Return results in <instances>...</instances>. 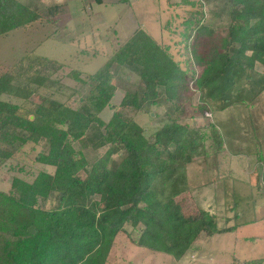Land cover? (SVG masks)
I'll list each match as a JSON object with an SVG mask.
<instances>
[{"label": "trees", "instance_id": "trees-1", "mask_svg": "<svg viewBox=\"0 0 264 264\" xmlns=\"http://www.w3.org/2000/svg\"><path fill=\"white\" fill-rule=\"evenodd\" d=\"M229 2L224 30L206 26L197 3L181 0L192 8L180 38L169 31L170 43H163L138 26L94 73L69 68L80 84L69 96H81L77 107L52 96L33 100L40 88L65 92L51 76L66 64L42 57L38 68L32 63L38 57L28 55L17 61L24 72L0 74V162L39 145L36 161L54 168L32 180L14 174L9 188L0 189V264H111L115 241L131 236L129 228L137 232L136 247L181 261L201 248L199 241L236 230L176 200L189 187L184 168L222 145L197 119L213 108L254 105L264 92V73L256 69L264 66V0ZM37 20L42 16L31 2L0 0V35ZM123 70L138 81L120 77ZM116 78L133 89L114 106ZM154 105L164 106L165 121L148 136L135 117ZM106 107L113 111L108 121L100 116ZM83 138L106 150L89 161L74 146Z\"/></svg>", "mask_w": 264, "mask_h": 264}, {"label": "rangeland", "instance_id": "rangeland-1", "mask_svg": "<svg viewBox=\"0 0 264 264\" xmlns=\"http://www.w3.org/2000/svg\"><path fill=\"white\" fill-rule=\"evenodd\" d=\"M21 1L31 2L33 10L42 16V20L12 30L7 35H0V74L9 70L14 73L24 72L25 69L17 66V61L28 55L38 57L36 62L29 60L38 68L44 62L42 57L66 64L65 69L56 70L51 76L67 86L65 92L60 94L53 88H40L33 100L40 103L43 96H52L68 101L74 107L80 104L81 96L74 95L70 99L69 96L72 94L71 89L80 87V84L68 76L69 68L78 69L84 75L94 73L132 36L138 26L144 27L157 41L170 43L171 36L180 38L182 21L192 8L190 5L178 3L181 0H103L102 3L96 0ZM189 1L197 3L195 9L202 10L206 26L224 30L230 24L229 0ZM169 31L173 33L171 36ZM195 67L199 74L202 67L197 63ZM256 69L264 73V66L261 64L257 63ZM123 71L120 77L128 75L129 80L138 81L136 75ZM115 83L117 91L112 100L114 106L120 103L127 89H133L130 83L122 79L116 78ZM112 113V109L106 107L100 116L108 121ZM135 118L145 129L146 135L150 136L163 125L165 108L154 105L139 112ZM197 123L206 126L209 132L215 131L222 145L209 147L207 155L184 168V174L187 173L189 178H186L189 189L186 188L176 198L177 202L184 210L189 211H197L199 205L215 215L224 227L230 225L229 223L257 220L254 224L242 227L239 234L238 231L233 235L226 232L222 233L224 235L217 234L219 237L213 240L199 241L201 248L197 251L201 253L206 245L203 254L218 256L215 264H229L227 262L233 261V254L242 260L263 255V243L255 244L256 248H253L252 242L249 246L242 241L237 246L235 244L237 234L264 236V92L254 105H237L222 111L213 108L206 111L204 117L197 119ZM74 146L83 151L89 161H93L106 150L105 147L98 150L92 148L85 138L76 141ZM31 147L32 145H28L12 160L0 162V189L9 188L14 174L32 180V174L41 169L54 172L52 166L36 161V155L42 147L38 145L34 150ZM206 175L210 177L206 178ZM41 203L40 201L39 204ZM53 203L49 201L45 206L49 208ZM128 231L131 236L121 233L117 237L111 254V264L206 262L197 251H192L184 260L177 261L170 255L136 247L132 238L137 236V232L131 228ZM229 235L235 239L232 243ZM239 261H235L236 264L241 262Z\"/></svg>", "mask_w": 264, "mask_h": 264}, {"label": "crops", "instance_id": "crops-1", "mask_svg": "<svg viewBox=\"0 0 264 264\" xmlns=\"http://www.w3.org/2000/svg\"><path fill=\"white\" fill-rule=\"evenodd\" d=\"M256 221L257 220H246L244 222L236 223L237 224L236 230L228 231V233H230L231 235H233V233H235V232L238 231V234H239V231L242 229V227H244L245 225L254 224ZM229 224L230 225H235V224H232V223H229ZM238 234L236 236V243L237 244H235V246H237L238 244H240L241 241L244 242L245 245H248V246L250 245V242H252L253 243V245H252L253 248H256L257 247V246H255V244H260V243H263L264 244V236H262V235H256V234L255 235H238ZM222 235H224V234H222ZM231 235H229V236H231ZM218 237H219V235H215L211 239L213 240L214 238H218ZM226 238H228V237H226ZM211 239H209V240H211ZM229 240L231 241L230 243H232V241L235 240V239H233L232 236H231V237H229ZM205 248H207L206 245H205V247H203L201 253L199 252L200 250L197 251V252H199V254H201L200 257L204 261H206L204 264H215L216 261H218V259H219L218 256H211V254L204 255L203 252L205 251ZM234 260L235 261L240 260L241 262L239 261L240 262L239 264H242L244 262H245L244 264H264V254L263 255L261 254L260 256H257V257H254V258H251V259H248V260H246V259H243L242 260L239 257H237L236 254H233V261L232 262H229L228 261L227 263H229V264H236V262Z\"/></svg>", "mask_w": 264, "mask_h": 264}, {"label": "water", "instance_id": "water-1", "mask_svg": "<svg viewBox=\"0 0 264 264\" xmlns=\"http://www.w3.org/2000/svg\"><path fill=\"white\" fill-rule=\"evenodd\" d=\"M29 231H30L31 233H35V231H36V230H35V226H33V225L30 226V227H29Z\"/></svg>", "mask_w": 264, "mask_h": 264}]
</instances>
